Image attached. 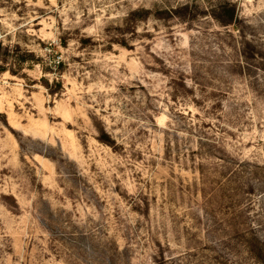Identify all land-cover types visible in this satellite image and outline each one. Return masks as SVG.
I'll return each instance as SVG.
<instances>
[{"label": "rangeland", "instance_id": "374dc122", "mask_svg": "<svg viewBox=\"0 0 264 264\" xmlns=\"http://www.w3.org/2000/svg\"><path fill=\"white\" fill-rule=\"evenodd\" d=\"M179 1L0 0L1 44L66 64L0 71V264H264V0Z\"/></svg>", "mask_w": 264, "mask_h": 264}, {"label": "trees", "instance_id": "16d2710c", "mask_svg": "<svg viewBox=\"0 0 264 264\" xmlns=\"http://www.w3.org/2000/svg\"><path fill=\"white\" fill-rule=\"evenodd\" d=\"M201 3L194 2V1H179L177 5H169L167 10H163L167 13L166 18H177L187 23L194 22L200 15L206 13V9H200ZM161 11V10H158ZM201 12V13H200ZM142 14V15H140ZM136 15H139L141 19H136ZM151 15L150 10H135L132 11L130 16L127 18V26L129 28L126 31L132 30L133 33H136L137 27V20H145L148 19ZM209 16L216 19L219 23L224 26H241L243 24L242 19H240L236 4L230 0H221L215 3L209 9ZM125 28L123 27H116V32L109 33L110 44H118L120 46L131 48L126 37H125ZM81 42L83 45L91 44L93 42L92 37H82ZM61 45L63 47L68 46L67 39L63 38L61 41ZM247 50H253L251 45H247ZM29 64L30 66L34 65H41L43 68L44 73L51 72V70L55 69L59 72H64L66 69V64L63 61H56L54 65L51 63H45L41 57H37L35 53L24 50L20 45L14 46H5L0 43V71L1 72H9L12 75H18L19 69L23 67V65ZM42 82L44 86L47 88L50 95L55 96L56 94L60 93L63 88V81L61 79H55L54 81L50 82L49 79L42 77ZM4 120H6V115L1 114ZM93 124L98 132L97 139L113 148L114 150H118L119 144L117 141L108 133L104 124L100 120L93 119Z\"/></svg>", "mask_w": 264, "mask_h": 264}]
</instances>
